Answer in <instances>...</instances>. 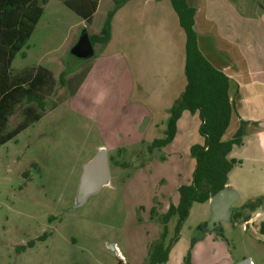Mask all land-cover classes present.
<instances>
[{
  "label": "rangeland",
  "instance_id": "374dc122",
  "mask_svg": "<svg viewBox=\"0 0 264 264\" xmlns=\"http://www.w3.org/2000/svg\"><path fill=\"white\" fill-rule=\"evenodd\" d=\"M40 4L43 13L22 48L26 55H15L10 73L41 66L51 72L53 81L40 91L44 101L40 118L0 145V264H147L150 245L160 240L164 225L165 244L174 234L177 215L165 224L160 217L177 205L179 187L190 183L195 166L190 149L203 142L198 114L186 110L169 143L151 152L149 143H139L163 137L165 107L172 106L171 99L185 85L184 67L177 61L168 77L167 72L157 81L151 75V55L142 53L135 64L124 63L118 41L119 51L105 59L106 65H95L75 95L74 89L105 45H95V55L87 60L67 53L83 29L91 34L99 28L103 7L86 28L62 0H40ZM113 49L108 48L109 54ZM67 63L78 65L60 83ZM131 79L137 97L129 100ZM27 105L20 97L8 103L3 133L23 120ZM234 120L226 136L235 129ZM100 147L107 151L109 183L75 207L82 164ZM236 150L235 155L250 152V148ZM251 163L247 160L242 170L238 165L229 173L239 195L233 207L250 199V180L243 179ZM253 215L246 221L240 217L221 222V230H201L210 218V203L194 202L162 264H182L193 237L197 241L190 249V264H235L243 259L264 264V234ZM30 241L34 244L26 246ZM21 245L26 247L19 249Z\"/></svg>",
  "mask_w": 264,
  "mask_h": 264
},
{
  "label": "trees",
  "instance_id": "16d2710c",
  "mask_svg": "<svg viewBox=\"0 0 264 264\" xmlns=\"http://www.w3.org/2000/svg\"><path fill=\"white\" fill-rule=\"evenodd\" d=\"M125 1L114 0L115 5L107 12L99 32L89 34L94 47L97 44L104 46L109 41L111 18ZM169 1L185 34L186 84L168 110L163 137L152 140L147 145V149L151 152L173 139L176 122L184 110L198 114L200 120L198 133L203 138V142L193 145L190 149L195 159L190 183L179 187L177 205L171 206L168 212L160 217L161 222L165 224L171 215H177L174 234L165 244L166 226L164 225L160 240L150 245L147 264L165 263L172 245L179 239L181 227L188 217L192 204L208 201L212 195L227 186L229 173L241 164V160L229 157V153L234 146L243 144L247 125L254 123L240 119L233 135L223 139L231 115L236 112L238 85L221 70L215 68L199 50L194 21L196 8L189 5L187 0ZM62 2L87 24L91 21L97 6V0H62ZM42 13L40 0H0V145L14 138L30 122L38 120L41 116L38 110H44L40 91L53 81L51 72L37 66V68H24L15 74L10 73L15 55L20 52L21 57H25L26 52L22 51V48L26 46ZM67 56L71 57L69 53ZM70 64L67 63L59 74L60 83H63L65 75L76 69L78 65ZM18 97L28 103L23 109L24 118L13 129L3 133L7 123L4 109L8 103L16 101ZM260 208H264V195L250 198L241 206L233 207L231 220L242 217L246 221ZM218 229L221 230L220 227ZM259 231L264 234V222L260 223ZM44 236L45 234L38 239ZM196 241V237L191 239L190 247L182 258V264H190V249ZM33 244L34 241H30L26 246ZM26 246L21 245L19 249H24Z\"/></svg>",
  "mask_w": 264,
  "mask_h": 264
},
{
  "label": "crops",
  "instance_id": "0c3cea01",
  "mask_svg": "<svg viewBox=\"0 0 264 264\" xmlns=\"http://www.w3.org/2000/svg\"><path fill=\"white\" fill-rule=\"evenodd\" d=\"M187 3L196 8L194 21L199 50L215 68L221 70L238 85L236 112L230 118V122L233 117L235 119V129L230 136H226L225 132L223 139L233 135L240 119L254 122L247 125L243 144L234 146L229 157L241 160L239 170L243 169L247 160L252 162L248 164L250 171L244 174L243 179L250 180L251 183L252 191L249 193V198L264 195V186L257 185L259 183L264 185V4L249 0H187ZM114 5V0H97L91 21L100 11V7H103V18L99 28L91 34L99 32L107 12ZM78 18L79 25L89 26L91 21L87 24L79 16ZM183 33L169 0H126L111 18L110 38L105 44V50L98 53L89 71L74 89V94H78L85 87L95 65H106L105 59L119 51L118 41L121 46L119 52L121 61L125 63L128 60V64H135L136 61H140L139 56L142 53H149L151 55L149 61L153 64L152 77L155 75V80L158 81L163 77L162 74L168 72L167 78L177 61H181V66L184 67L185 34ZM109 47L114 48L110 54ZM132 80L127 93L129 100L137 97L136 93H132L134 87ZM184 87L185 85L171 100H175ZM137 103L144 109H149L144 103ZM169 106L165 107L167 111ZM160 130L163 135L165 122ZM152 140L142 139L139 143H150ZM237 148L241 151L250 148V152L242 156L238 151L235 155ZM227 187L233 188L230 174ZM253 220L256 223L264 222V210L255 212Z\"/></svg>",
  "mask_w": 264,
  "mask_h": 264
},
{
  "label": "water",
  "instance_id": "95a60500",
  "mask_svg": "<svg viewBox=\"0 0 264 264\" xmlns=\"http://www.w3.org/2000/svg\"><path fill=\"white\" fill-rule=\"evenodd\" d=\"M68 53L78 60H87L95 55L94 46L86 29L81 31ZM109 179L110 168L107 151L100 147L88 161L82 164V172L76 189L75 207L82 205L90 195L107 185ZM238 196L237 191L227 186L212 195L209 199L210 218L205 226L200 227L201 230L212 231L219 228L221 222L230 221L233 203ZM111 248L114 249L112 245ZM235 264L252 263L250 259H243Z\"/></svg>",
  "mask_w": 264,
  "mask_h": 264
}]
</instances>
